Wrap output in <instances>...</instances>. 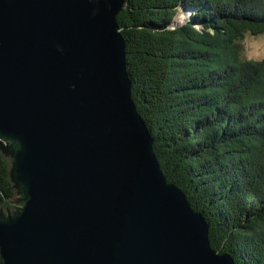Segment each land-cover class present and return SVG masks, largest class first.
<instances>
[{"label":"water","instance_id":"obj_1","mask_svg":"<svg viewBox=\"0 0 264 264\" xmlns=\"http://www.w3.org/2000/svg\"><path fill=\"white\" fill-rule=\"evenodd\" d=\"M124 0H0L4 264H236L168 183L136 111Z\"/></svg>","mask_w":264,"mask_h":264},{"label":"trees","instance_id":"obj_2","mask_svg":"<svg viewBox=\"0 0 264 264\" xmlns=\"http://www.w3.org/2000/svg\"><path fill=\"white\" fill-rule=\"evenodd\" d=\"M117 24L136 111L168 183L209 225L211 248L264 264V0H124ZM179 8L188 21L172 26ZM0 146V211L17 198ZM0 264H4L0 253Z\"/></svg>","mask_w":264,"mask_h":264},{"label":"rangeland","instance_id":"obj_3","mask_svg":"<svg viewBox=\"0 0 264 264\" xmlns=\"http://www.w3.org/2000/svg\"><path fill=\"white\" fill-rule=\"evenodd\" d=\"M192 13L191 9L179 8L172 26H179L189 20ZM244 57L247 59L264 58V33L260 35L247 34L242 40Z\"/></svg>","mask_w":264,"mask_h":264}]
</instances>
